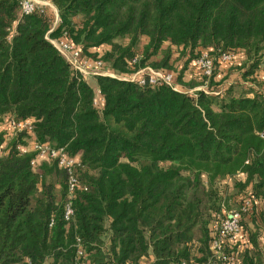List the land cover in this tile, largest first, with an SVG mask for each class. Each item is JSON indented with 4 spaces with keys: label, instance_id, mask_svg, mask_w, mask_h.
<instances>
[{
    "label": "trees",
    "instance_id": "trees-1",
    "mask_svg": "<svg viewBox=\"0 0 264 264\" xmlns=\"http://www.w3.org/2000/svg\"><path fill=\"white\" fill-rule=\"evenodd\" d=\"M44 1L57 24L0 0V264H264V0ZM47 38L117 76L94 77L100 107ZM147 68L186 91L130 79Z\"/></svg>",
    "mask_w": 264,
    "mask_h": 264
},
{
    "label": "built area",
    "instance_id": "built-area-1",
    "mask_svg": "<svg viewBox=\"0 0 264 264\" xmlns=\"http://www.w3.org/2000/svg\"><path fill=\"white\" fill-rule=\"evenodd\" d=\"M46 2L44 0H19L20 4V15L21 17L28 16L32 14L36 8H40L46 6ZM52 30L48 31L47 35L51 33ZM48 42L58 51V53L64 58V60L69 64L74 72L79 73L83 76H105L109 78H116L110 73H92L89 71L90 66L87 63H82L80 61V53L79 51L71 44L65 43L64 41H58L54 39H48ZM222 60L227 62L230 60V56L224 55L222 56ZM196 66L202 70V74L207 78L210 77L212 72V62L207 58V56L203 55L195 62ZM100 67L101 64H98ZM148 70L149 74V83L150 84H164L170 87L173 91H180L177 89L176 85L173 82L172 76L170 74H163L160 71H152ZM87 71V72H86ZM141 73V72H139ZM143 83V82H142ZM7 127L9 132H21L23 130H31L30 124L28 122L25 123H15L12 120L7 122ZM28 150H35L38 152L37 159H49V160H57L59 167L70 169L73 160L68 158L65 153L61 150L53 151L48 146H39L36 143L32 144L28 147ZM74 180L70 179L71 189L74 185ZM241 211H245L244 208H241ZM71 215V210L69 207L66 209L65 218H69ZM239 212L237 210L225 213V218H221L218 225L215 228V240L212 243L211 250L216 253L217 256H223L221 253V243L225 239H232L239 232ZM225 260V259H224ZM226 262V260H225ZM185 264V263H178ZM208 264H215L214 262H209ZM224 264V263H223ZM226 264H238L236 261H232Z\"/></svg>",
    "mask_w": 264,
    "mask_h": 264
},
{
    "label": "rangeland",
    "instance_id": "rangeland-1",
    "mask_svg": "<svg viewBox=\"0 0 264 264\" xmlns=\"http://www.w3.org/2000/svg\"><path fill=\"white\" fill-rule=\"evenodd\" d=\"M46 3H48V2H46ZM49 4V3H48ZM42 8H46V9H48V12L51 14V15H53V14H55L54 12H57L56 11V9H55V7L52 5L51 6V4H49V5H46V6H43ZM58 15V14H57ZM54 16V15H53ZM54 21H55V18H54ZM101 51H99V53H100ZM175 53H174V56H173V60H176V58H177V55H178V53H177V51H174ZM183 62H184V59H181V60H176L175 61V67H176V70H177V73L179 72V70L182 68V65H183ZM98 64H101V66L99 67L98 66ZM87 65L88 66H90V68H89V71L90 72H92V73H109L108 72V70H107V67L104 65L103 66V64L102 63H100V62H97V61H92L91 63H87ZM148 69V68H147ZM200 70V69H199ZM153 71V70H152ZM87 72V71H86ZM141 73H138L139 75L138 76H136V75H133L132 77H130V79L131 80H136L137 78H139V77H141V76H145V75H147V74H149V72H148V70H146L145 71V69L144 70H142V71H140ZM154 72H156V71H154ZM200 72L202 73V70H200ZM111 74V73H110ZM163 74H165V73H163ZM170 75H171V73H169ZM113 76H115V77H117L116 75H114V74H112ZM83 78L85 79V81L88 83V84H90L91 83V85H92V82H91V79L92 78H94V76H83ZM238 75H233L232 76V80H234V81H236V80H238ZM173 79V78H172ZM141 80V79H140ZM192 80V79H191ZM175 85H176V87H177V89L178 90H181V91H183L184 89H182L178 84H176L175 83ZM247 86V85H246ZM204 89V87H200V88H195V90H193V91H191L190 93H193L194 91H198V90H203ZM184 91H186V90H184ZM101 98L99 97V94H98V92H97V90L95 89V104H96V106L97 107H100V105H101ZM227 184V183H226ZM225 184V185H226ZM226 208H228V207H226ZM238 209V207H236V206H233V205H231L229 208H228V210L229 211H226V213L227 212H231V211H235V210H237ZM199 236V234L196 232V237H198ZM259 243H260V246H261V248H262V250H263V252H264V235L260 238V240H259Z\"/></svg>",
    "mask_w": 264,
    "mask_h": 264
},
{
    "label": "crops",
    "instance_id": "crops-1",
    "mask_svg": "<svg viewBox=\"0 0 264 264\" xmlns=\"http://www.w3.org/2000/svg\"><path fill=\"white\" fill-rule=\"evenodd\" d=\"M46 5H49L48 3H45ZM52 6V5H51ZM55 14H53L54 15V18H55V24H57V22L59 21V19H58V15H57V12H54ZM95 77V76H94ZM91 82H92V85H91V83L89 84L91 87H92V89L94 90V93H95V89L97 90V92H98V94H99V91H98V87H97V85H96V83H95V79L94 78H92L91 79ZM100 97V96H99ZM101 98V97H100Z\"/></svg>",
    "mask_w": 264,
    "mask_h": 264
}]
</instances>
